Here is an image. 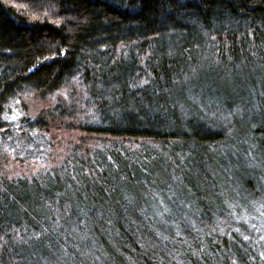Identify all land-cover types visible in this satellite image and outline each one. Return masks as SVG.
I'll use <instances>...</instances> for the list:
<instances>
[{"label": "trees", "instance_id": "1", "mask_svg": "<svg viewBox=\"0 0 264 264\" xmlns=\"http://www.w3.org/2000/svg\"><path fill=\"white\" fill-rule=\"evenodd\" d=\"M260 93L264 0H0V264H264Z\"/></svg>", "mask_w": 264, "mask_h": 264}, {"label": "rangeland", "instance_id": "2", "mask_svg": "<svg viewBox=\"0 0 264 264\" xmlns=\"http://www.w3.org/2000/svg\"><path fill=\"white\" fill-rule=\"evenodd\" d=\"M194 73L197 74L195 70H194ZM228 75H230L229 93H230V96L233 97V95L235 96V94L237 95V93H238V90H236L234 88L235 87L234 82L238 81L236 79L238 73H235L234 71H232V73L230 72V73H228ZM197 79L198 78L194 77L195 81H197ZM201 84L202 85L199 88V90H200L199 96L201 95V93L204 90H209V88H210L208 82L207 83L204 82V83H201ZM255 90L259 91V88L253 89V91H255ZM260 95H264V94L260 93ZM255 106L256 105L252 104L248 108L247 112L245 110H242V109H239V110L237 109V110L233 111V116L230 115V112L228 114H223L222 112L218 111L220 113V114L218 113V116H219L221 122L224 125H227V127H229V128L232 126V124H233L232 121L233 120H238L240 123H244V121H247L249 124H252V125L263 126V129H264L263 119L259 116L260 110L259 111L255 110V113L253 115V111L252 110H253V108ZM17 119H18V117L16 119L12 118L11 121L12 122L15 121V123H16ZM234 129L235 128H232L231 131L233 132ZM232 147L234 149L237 148L236 146H232ZM256 147L259 150V152L261 153V155L264 156V133H262V135H260L258 140L256 141ZM231 152L232 151H230L229 149H224V154L225 153L229 154ZM243 153H245V152H243ZM227 154H225V155H227ZM248 155H251V154L248 153ZM234 159H237L236 161H238L239 163L234 164V163H231L229 161H226V164L222 165V170L227 176H223L217 181V192H216L214 187H210L213 192L218 193V194H224V193H227V194L231 193L232 195L237 194V191L234 189V187L232 185V182L233 181H238L237 179H240V177H238V175H237L238 172H236L235 170L238 168V165L245 164V163H247V165H246L247 168H251L253 163L252 162H248L246 156L245 155H241V154L239 156L234 157ZM240 173H241V171H240ZM235 178H237V179H235ZM255 199L256 198L252 199L251 204H255V202H254ZM227 203L229 205H231V201L227 200ZM29 262H30V264H38L39 263L37 261V258H36L35 255H31L29 257Z\"/></svg>", "mask_w": 264, "mask_h": 264}]
</instances>
